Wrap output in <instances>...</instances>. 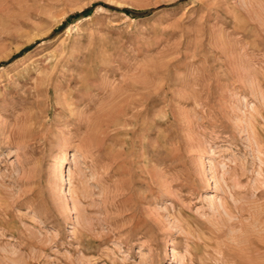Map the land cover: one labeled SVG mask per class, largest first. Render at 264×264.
Segmentation results:
<instances>
[{
  "label": "rangeland",
  "instance_id": "374dc122",
  "mask_svg": "<svg viewBox=\"0 0 264 264\" xmlns=\"http://www.w3.org/2000/svg\"><path fill=\"white\" fill-rule=\"evenodd\" d=\"M0 264H264V0H0Z\"/></svg>",
  "mask_w": 264,
  "mask_h": 264
},
{
  "label": "bare ground",
  "instance_id": "6f19581e",
  "mask_svg": "<svg viewBox=\"0 0 264 264\" xmlns=\"http://www.w3.org/2000/svg\"><path fill=\"white\" fill-rule=\"evenodd\" d=\"M55 61H56V60H55ZM55 65H56V64H55ZM57 67H58V66H57ZM49 68H50V67H49ZM52 68H53V67H52ZM52 68H51V69H52ZM53 69H54V68H53ZM50 71H51V70H50ZM50 71H49V72H50ZM45 74H46V73H45ZM50 74H51V72H50L48 75H50ZM144 84H145V83H144ZM146 84H147V83H146ZM125 87H126V86H125ZM148 87H149V86H148ZM122 88H123V87H122ZM150 88H151V87H150ZM153 88H154V87H153ZM47 89H48V88H47ZM129 89H130V88H129ZM131 89H133V88H131ZM138 89H141V88L138 87ZM142 89H144V88H142ZM142 89H141V90H142ZM133 90H134V89H133ZM136 90H137V88H136ZM120 91H121V90H120ZM142 91H143V90H142ZM127 92H128V91H127ZM138 92H139V91H138ZM138 92H137V93H138ZM139 93H140V92H139ZM125 95H126V94H125ZM132 95H133V94H132ZM143 95H144V92H143ZM114 96H115V95H114ZM144 96H145V95H144ZM120 97H121V96H120ZM122 97H123V96H122ZM132 97H133V96H132ZM136 97H137V96H136ZM138 97H139V96H138ZM140 97H141V96H140ZM113 99H114V98H113ZM137 99H138V98H137ZM139 99H140V98H139ZM118 100L120 101V99H118ZM126 100H127V99H126ZM141 100H142V99H141ZM133 102H134V101H133ZM133 102H132V103H133ZM130 103H131V102H130ZM120 104H121V103H120ZM125 105H126V103H125ZM133 105H134V104H133ZM130 106H131V105H130ZM144 106H145V105H144ZM115 107H116V106H115ZM120 107H121V106H120ZM123 107H124V106H123ZM129 108H130V107H129ZM138 108H139V106H138ZM115 110H116V109H115ZM118 110H119V109H118ZM122 110H123V109H122ZM125 110H126V109H125ZM119 111H120V112H123V111H121V110H119ZM112 112H113V111H112ZM117 112H118V111H117ZM125 112H126V111H125ZM129 112H130V110H129ZM110 113H111V112H110ZM135 113H136V112H135ZM140 113H141V112H140ZM113 115H114V114H113ZM135 115H136V114H135ZM138 115H139V114H138ZM141 115H142V114H141ZM143 115H144V114H143ZM106 116H108V115H106ZM106 116H105V117H106ZM28 117H29V116H28ZM108 117H109V116H108ZM131 117H132V116H131ZM133 117H134V116H133ZM136 117H137V116H136ZM110 118H111V117H110ZM138 118H139V117H138ZM124 120H125V119H124ZM138 120H139V119H138ZM138 120H137V121H138ZM126 123H127V122H126ZM126 123H125V124H126ZM131 132H132V131H131ZM114 153H115V152H114ZM137 163H138V162H137ZM114 164H115V163H114ZM138 164H139V163H138ZM131 166H132V164H131ZM115 169H116V168H115Z\"/></svg>",
  "mask_w": 264,
  "mask_h": 264
},
{
  "label": "trees",
  "instance_id": "16d2710c",
  "mask_svg": "<svg viewBox=\"0 0 264 264\" xmlns=\"http://www.w3.org/2000/svg\"><path fill=\"white\" fill-rule=\"evenodd\" d=\"M125 10V12H128V13H130V14H132V12L131 11H129L128 9H124ZM148 12V10H144V11H141L140 13H136V14H146ZM82 12H80V13H77L78 15H80Z\"/></svg>",
  "mask_w": 264,
  "mask_h": 264
}]
</instances>
